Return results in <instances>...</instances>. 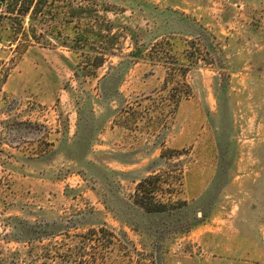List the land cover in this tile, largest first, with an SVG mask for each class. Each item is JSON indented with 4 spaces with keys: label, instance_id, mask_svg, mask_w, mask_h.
<instances>
[{
    "label": "rangeland",
    "instance_id": "obj_1",
    "mask_svg": "<svg viewBox=\"0 0 264 264\" xmlns=\"http://www.w3.org/2000/svg\"><path fill=\"white\" fill-rule=\"evenodd\" d=\"M0 264H264V0H1Z\"/></svg>",
    "mask_w": 264,
    "mask_h": 264
},
{
    "label": "trees",
    "instance_id": "obj_2",
    "mask_svg": "<svg viewBox=\"0 0 264 264\" xmlns=\"http://www.w3.org/2000/svg\"><path fill=\"white\" fill-rule=\"evenodd\" d=\"M1 2V0H0ZM157 179L156 175H149L142 180H139L135 186V202L144 210L149 212H159L166 209V203L162 200L155 199L154 196L149 197L147 184L153 183Z\"/></svg>",
    "mask_w": 264,
    "mask_h": 264
}]
</instances>
